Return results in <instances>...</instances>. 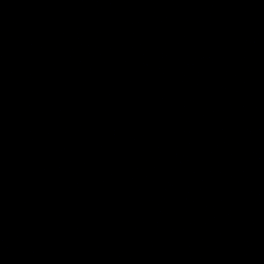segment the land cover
I'll list each match as a JSON object with an SVG mask.
<instances>
[{
	"label": "water",
	"instance_id": "1",
	"mask_svg": "<svg viewBox=\"0 0 264 264\" xmlns=\"http://www.w3.org/2000/svg\"><path fill=\"white\" fill-rule=\"evenodd\" d=\"M0 264H264V0H0Z\"/></svg>",
	"mask_w": 264,
	"mask_h": 264
}]
</instances>
